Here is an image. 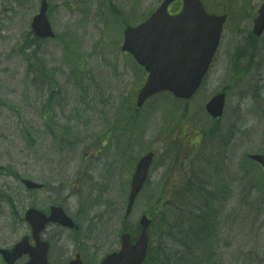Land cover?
<instances>
[{
  "label": "rangeland",
  "instance_id": "374dc122",
  "mask_svg": "<svg viewBox=\"0 0 264 264\" xmlns=\"http://www.w3.org/2000/svg\"><path fill=\"white\" fill-rule=\"evenodd\" d=\"M40 1L0 0V191L19 208L17 202L25 194L19 179L26 178L45 186L38 203H48L45 191L64 192L63 196L70 195L67 206L73 212L78 201L88 203L90 196L95 200L90 211L87 205L81 207L85 222L93 227L85 228L83 236L85 244L102 257L120 249V230L126 227L135 236L142 216L160 215L156 203L174 192L170 189L174 180L176 190L192 183L193 168L178 173L169 166L171 152L177 149L166 142L167 134L180 135L184 133L180 127L186 125L188 140L191 136L200 141L202 159L211 154L219 166L218 181L210 160L207 182L211 186L201 188L207 208L189 211L191 218L194 212L210 215L205 225H211L214 240L206 244L204 222L178 234L175 224L162 220L151 230L146 264H264V188H257L264 184V173L244 162L247 155L264 152V34L259 39L251 34L264 0H202L207 12L228 15L203 90L186 104L175 105L170 96L160 95L139 114L133 104L143 75L119 51L121 38L118 48L115 43L125 24L137 25L144 20L142 11L155 9L162 0H47V17L57 37L32 46L27 36ZM106 2L113 3L117 14ZM36 51L35 63L42 69L47 63L56 85L51 80V84L33 83L30 71ZM65 55L70 61H65ZM80 64L84 73L74 70ZM36 79L46 80L43 73ZM221 92L226 95L225 109L216 122L204 108ZM122 106L131 110L122 111ZM46 114L49 122L42 120ZM130 116L139 119L130 121L132 133L126 141L122 134ZM107 134L110 150L100 146V141L106 145ZM189 149L187 144L180 154ZM96 151V157L90 156ZM150 151L156 154L150 181L125 222L129 183L121 186L119 180H124L126 167L134 171L137 161ZM83 174L86 186L77 191ZM204 178L203 173L200 179ZM2 222L14 220L6 215ZM98 223L103 224L100 229ZM172 227L175 230L170 231ZM195 239L203 243L196 244ZM179 241L189 249L178 247Z\"/></svg>",
  "mask_w": 264,
  "mask_h": 264
},
{
  "label": "water",
  "instance_id": "95a60500",
  "mask_svg": "<svg viewBox=\"0 0 264 264\" xmlns=\"http://www.w3.org/2000/svg\"><path fill=\"white\" fill-rule=\"evenodd\" d=\"M174 0H165L157 12L142 26L127 30L123 50L130 52L136 61L149 72L147 84L139 95V103L147 96L161 90H171L178 97L188 98L199 87L212 56L218 45L224 17L208 16L199 0H182L183 10L175 16L167 15V7ZM45 5L33 22V29L40 37H51L45 16ZM264 30V6L255 20L257 35ZM223 95L216 96L207 105L208 113L214 118L222 113ZM152 155L139 163L131 185L128 213L134 198L143 185ZM28 187H35L26 182ZM146 228L145 219L141 222ZM142 241L132 248L128 258L124 251L117 257L118 264H133L136 253L141 252ZM130 250V249H129ZM143 253L134 264H139ZM133 258V259H132Z\"/></svg>",
  "mask_w": 264,
  "mask_h": 264
},
{
  "label": "flooded vegetation",
  "instance_id": "af4514ba",
  "mask_svg": "<svg viewBox=\"0 0 264 264\" xmlns=\"http://www.w3.org/2000/svg\"><path fill=\"white\" fill-rule=\"evenodd\" d=\"M73 219L76 220V217ZM75 224L71 229L58 224H46L38 238L34 237L31 226L26 224L15 232L0 233V236L17 237L14 243L1 240L0 250L13 249L25 239L19 257L10 263L0 254V264H96L99 253L85 244L83 228L78 223Z\"/></svg>",
  "mask_w": 264,
  "mask_h": 264
}]
</instances>
